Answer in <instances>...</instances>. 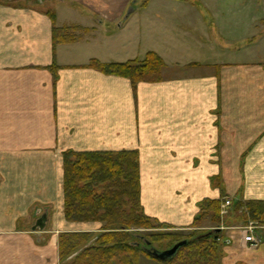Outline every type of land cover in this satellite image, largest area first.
I'll return each instance as SVG.
<instances>
[{"label": "crops", "instance_id": "obj_1", "mask_svg": "<svg viewBox=\"0 0 264 264\" xmlns=\"http://www.w3.org/2000/svg\"><path fill=\"white\" fill-rule=\"evenodd\" d=\"M131 1L0 0V264H59L60 235L100 232L65 219L67 151L137 152L142 213L176 231L210 223L204 201L264 203V25H114ZM148 53L154 83L88 67ZM235 227L217 264H264V227L256 247Z\"/></svg>", "mask_w": 264, "mask_h": 264}, {"label": "trees", "instance_id": "obj_2", "mask_svg": "<svg viewBox=\"0 0 264 264\" xmlns=\"http://www.w3.org/2000/svg\"><path fill=\"white\" fill-rule=\"evenodd\" d=\"M53 23V13H48ZM54 43L56 40V29ZM89 68L105 75L129 79L133 86L140 82L154 83L160 79L164 67L162 60L154 53H148L142 62L103 65L91 61ZM139 168L137 152H96L63 154V195L64 216L68 222H98L104 224L103 232L97 238L89 234H62L59 237V264H138L140 253L160 264H217L224 239L219 230L199 234L195 230L189 236L168 237L164 251L185 242L175 255L160 261L148 253L152 242L130 232L131 227L149 229L155 222L143 215L139 204ZM129 218H125L126 207ZM221 202L204 201L195 218L193 228H199L204 221L220 228ZM232 214L239 213L236 219L249 220L264 227V203L234 202ZM112 216V218H111ZM114 217V218H113ZM224 224V223H223ZM227 227L231 226L226 221ZM225 224V225H226ZM229 224V225H228ZM164 227H168L162 225ZM171 228V227H169ZM157 237V236H155ZM93 238V239H92ZM142 242L147 249L140 250ZM146 242V243H145ZM86 244V245H85Z\"/></svg>", "mask_w": 264, "mask_h": 264}, {"label": "rangeland", "instance_id": "obj_3", "mask_svg": "<svg viewBox=\"0 0 264 264\" xmlns=\"http://www.w3.org/2000/svg\"><path fill=\"white\" fill-rule=\"evenodd\" d=\"M130 8L133 12L128 19L124 22V16L114 25H259V27L264 25V0H132ZM230 201L231 206L227 208L226 214L220 216V228H228L227 224H222L227 221L230 225L236 227H246L252 224L256 228L255 231L259 232L262 227L258 223L250 221L249 215L246 217L245 220L247 221L245 222L236 219L237 216L241 215L239 213L232 214L231 209L234 201L232 199ZM125 207L126 213L124 216L127 219L130 216L129 207ZM98 224L101 225L100 232L89 234L93 238H97L103 232L104 224ZM207 224L206 227L202 226L197 233L204 234L211 233L212 230H219V228L214 229V225ZM129 231L152 242V248L149 249L156 251H164L170 240H168V237L176 235L189 236L193 234V232L176 231L173 228L164 227L155 222H150L149 229L147 230L131 227ZM219 237L224 239L220 235ZM35 238V242L39 245L44 244L46 240L44 236H35ZM139 246L140 250L147 249L142 242L139 243ZM143 254L140 253L138 264H160L152 259L146 258ZM112 262L118 264L116 259Z\"/></svg>", "mask_w": 264, "mask_h": 264}, {"label": "water", "instance_id": "obj_4", "mask_svg": "<svg viewBox=\"0 0 264 264\" xmlns=\"http://www.w3.org/2000/svg\"><path fill=\"white\" fill-rule=\"evenodd\" d=\"M132 12L133 10L131 8L130 9L128 8V11L126 12L124 17V22L128 19V17L131 15ZM46 220H47L46 214L39 217L35 223L36 227H33L32 230L34 231L38 230L39 232L44 231L46 228ZM183 246H185V242L179 243L175 245L171 250L165 252H159L154 249H150L148 253L151 254L153 258L160 261H164L171 259L175 255V253Z\"/></svg>", "mask_w": 264, "mask_h": 264}, {"label": "built area", "instance_id": "obj_5", "mask_svg": "<svg viewBox=\"0 0 264 264\" xmlns=\"http://www.w3.org/2000/svg\"><path fill=\"white\" fill-rule=\"evenodd\" d=\"M230 206H231V201L229 199H224L221 202L220 216H224L226 214L227 208H229ZM226 229L227 228L221 227L219 228V231L222 232ZM255 229L256 228L252 224L246 227L232 228L233 231H236L241 235L243 242L249 247H256L259 244V240L256 238L255 235Z\"/></svg>", "mask_w": 264, "mask_h": 264}]
</instances>
